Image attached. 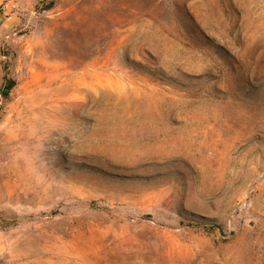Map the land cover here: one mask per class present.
<instances>
[{"label":"rangeland","instance_id":"obj_1","mask_svg":"<svg viewBox=\"0 0 264 264\" xmlns=\"http://www.w3.org/2000/svg\"><path fill=\"white\" fill-rule=\"evenodd\" d=\"M0 264H264V0H0Z\"/></svg>","mask_w":264,"mask_h":264}]
</instances>
